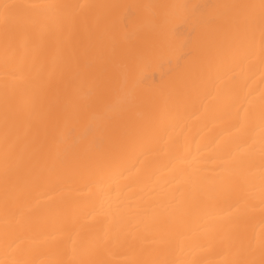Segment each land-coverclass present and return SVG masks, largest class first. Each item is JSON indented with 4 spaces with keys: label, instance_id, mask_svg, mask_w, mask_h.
I'll list each match as a JSON object with an SVG mask.
<instances>
[{
    "label": "bare ground",
    "instance_id": "6f19581e",
    "mask_svg": "<svg viewBox=\"0 0 264 264\" xmlns=\"http://www.w3.org/2000/svg\"><path fill=\"white\" fill-rule=\"evenodd\" d=\"M0 264H264V0H0Z\"/></svg>",
    "mask_w": 264,
    "mask_h": 264
}]
</instances>
